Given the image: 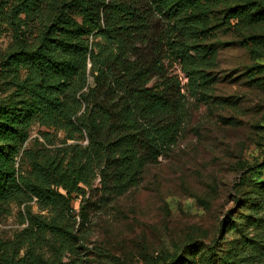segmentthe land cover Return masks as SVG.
Instances as JSON below:
<instances>
[{"label": "trees", "instance_id": "16d2710c", "mask_svg": "<svg viewBox=\"0 0 264 264\" xmlns=\"http://www.w3.org/2000/svg\"><path fill=\"white\" fill-rule=\"evenodd\" d=\"M4 31L0 213L29 202L46 213L26 210L23 246L49 236L58 252L70 251L74 199L83 227L92 206L100 211L136 187L168 154L188 97L211 92L210 71L226 45L219 36L245 50L248 82L264 84V0H0ZM175 64L185 84L170 72ZM36 126L47 130L38 131L44 144H30ZM255 168L259 179L241 176L239 215L220 225L236 237L223 251L208 248L201 264H264V156ZM15 262L52 264L34 251Z\"/></svg>", "mask_w": 264, "mask_h": 264}, {"label": "rangeland", "instance_id": "374dc122", "mask_svg": "<svg viewBox=\"0 0 264 264\" xmlns=\"http://www.w3.org/2000/svg\"><path fill=\"white\" fill-rule=\"evenodd\" d=\"M9 42L10 32L4 31L0 55ZM218 42L226 45L218 46L210 71L211 92L188 97V116L176 145L156 165L146 167L139 184L100 211L92 206L83 227L74 199L73 233L78 240L64 253L49 236L32 247L20 245L26 210L46 213L33 202L28 207L11 204L0 213V264L9 259L15 264L31 251L52 264H156L174 258L201 264L199 255L208 248L223 251L230 246L236 235L220 225L239 215L241 176L259 179L253 171L264 156V84L248 82L244 71L250 61L245 50L231 44L233 36H219ZM170 72L186 83L177 64ZM260 79L264 82V74ZM38 131L47 130L33 127L30 144L34 138L44 144ZM60 139L58 134L53 142Z\"/></svg>", "mask_w": 264, "mask_h": 264}]
</instances>
